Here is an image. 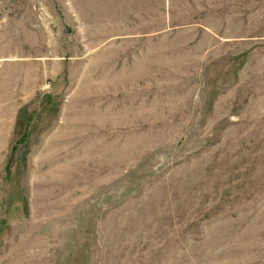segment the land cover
I'll list each match as a JSON object with an SVG mask.
<instances>
[{"label": "rangeland", "instance_id": "374dc122", "mask_svg": "<svg viewBox=\"0 0 264 264\" xmlns=\"http://www.w3.org/2000/svg\"><path fill=\"white\" fill-rule=\"evenodd\" d=\"M0 264H264V0H0Z\"/></svg>", "mask_w": 264, "mask_h": 264}]
</instances>
